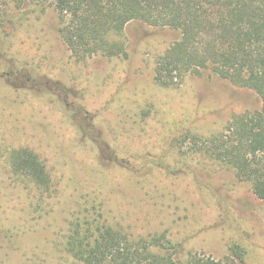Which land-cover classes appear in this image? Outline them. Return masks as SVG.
I'll use <instances>...</instances> for the list:
<instances>
[{
	"label": "rangeland",
	"instance_id": "rangeland-1",
	"mask_svg": "<svg viewBox=\"0 0 264 264\" xmlns=\"http://www.w3.org/2000/svg\"><path fill=\"white\" fill-rule=\"evenodd\" d=\"M1 1L0 264H73L69 223L93 205L133 240L166 235L185 254L217 260L238 244L246 255L233 264H264V200L189 140L261 110L259 96L209 75L157 85L155 61L175 30L133 22L127 59L77 62L53 8ZM21 147L52 177L40 203L7 174V152Z\"/></svg>",
	"mask_w": 264,
	"mask_h": 264
},
{
	"label": "trees",
	"instance_id": "trees-1",
	"mask_svg": "<svg viewBox=\"0 0 264 264\" xmlns=\"http://www.w3.org/2000/svg\"><path fill=\"white\" fill-rule=\"evenodd\" d=\"M13 9L53 8L58 32L77 62L96 56L128 58L126 27L140 22L177 31L180 38L159 56L154 81L181 86L191 76H216L255 92L262 108L234 117L206 138L189 136L196 155L235 171L264 200V0H2ZM5 18V16H3ZM6 18H9L8 15ZM11 181L35 192L41 202L52 191L46 163L30 148H12L5 157ZM30 188V189H29ZM72 220L64 246L73 264H233L246 252L237 244L230 258L184 253L166 235L136 239L113 225L101 206Z\"/></svg>",
	"mask_w": 264,
	"mask_h": 264
}]
</instances>
